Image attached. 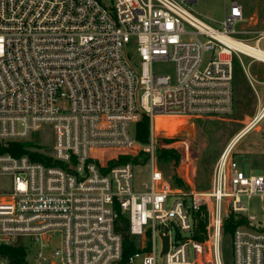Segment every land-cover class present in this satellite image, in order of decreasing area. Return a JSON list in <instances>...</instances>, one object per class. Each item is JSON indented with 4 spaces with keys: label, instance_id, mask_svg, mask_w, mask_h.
<instances>
[{
    "label": "built area",
    "instance_id": "obj_1",
    "mask_svg": "<svg viewBox=\"0 0 264 264\" xmlns=\"http://www.w3.org/2000/svg\"><path fill=\"white\" fill-rule=\"evenodd\" d=\"M196 2L0 0V181L10 180L0 184V264H157L159 255L164 264H223L231 214L246 217L232 233L234 264H264V231L247 215L254 197L264 201V170L254 174L234 156L264 119V101L220 154L208 190L177 187L158 166L156 118L230 115L234 57L264 63V29L254 44L241 37L240 2L221 27L195 14L188 4ZM166 61L174 77L155 72ZM143 115L149 181L139 186L135 164L118 161L142 148L133 128ZM43 125L55 132L49 164L8 151ZM121 217L140 241L127 259Z\"/></svg>",
    "mask_w": 264,
    "mask_h": 264
},
{
    "label": "rangeland",
    "instance_id": "obj_2",
    "mask_svg": "<svg viewBox=\"0 0 264 264\" xmlns=\"http://www.w3.org/2000/svg\"><path fill=\"white\" fill-rule=\"evenodd\" d=\"M232 0H197L196 3L188 5L200 18L206 22L221 27V22L228 13ZM245 8L246 20L240 24V29L245 33L241 34L250 44H254L258 33L264 29V0H236ZM134 45L128 46L130 49ZM264 48V42L262 43ZM131 53L134 51L132 49ZM135 56V54H134ZM158 74L170 75L174 77L176 66L171 61L160 62L154 65ZM249 75L255 80L256 89L249 83ZM233 90L234 109L228 116H210L199 119L164 117L154 120V128L161 129L155 133L157 161L160 169L166 177L175 182L177 187L187 191H206L210 188L212 175L216 162L231 141L248 124L255 112L258 110L260 102L264 101V63L252 61V59L242 56V60L234 57L233 60ZM243 92L244 104H237L239 92ZM139 98V96H138ZM236 104V105H235ZM256 110V111H255ZM150 119V118H149ZM244 121V124L239 123ZM245 125V126H244ZM138 127L134 126L133 134L137 137ZM151 135V121L149 126ZM236 133V134H235ZM235 134V135H234ZM234 135V136H233ZM233 136V137H232ZM55 142V132L52 125H43L39 132L35 133L31 140L22 143L28 154L41 156L49 159L53 151ZM140 142V141H139ZM150 142V139H149ZM140 142L142 148H138L130 154L128 159L135 164V182L139 186L143 182L149 181L148 157L144 147L149 143ZM176 156H175V155ZM236 161L249 167L254 174H260L264 170V119L236 145L234 150ZM180 171V177L175 174ZM185 174V176H184ZM176 177L179 179L176 181ZM186 177V179H185ZM0 184L8 186L9 179H4ZM174 198H170L168 205L171 206ZM247 215L254 217L253 228L264 231V201L259 197H254L247 203ZM241 221L246 222V217L231 214ZM227 217V220L231 218ZM226 220V223H227ZM202 223L206 224L204 221ZM225 223V227H226ZM135 249L139 248L140 241L134 239ZM28 243V239H24ZM221 257L223 264H234L233 261V237L232 233H225L221 242ZM157 264H164L161 256H158Z\"/></svg>",
    "mask_w": 264,
    "mask_h": 264
},
{
    "label": "trees",
    "instance_id": "obj_3",
    "mask_svg": "<svg viewBox=\"0 0 264 264\" xmlns=\"http://www.w3.org/2000/svg\"><path fill=\"white\" fill-rule=\"evenodd\" d=\"M135 126L138 127V130L136 132L137 133V137H136L137 140L140 142H143V143L149 142V139H150V132H149L150 119H149V117L147 115H143L142 119ZM8 151L13 153L14 155H20V154L28 153L25 150L24 144H15L14 146L10 147L8 149ZM29 155L35 161H41L45 164H49V160L44 159L41 156H37L34 154L33 155L29 154ZM127 161H130V159H128V157L124 156V157H121L118 162L124 163ZM178 180L179 179L176 177V181H178ZM241 221L242 220H240L234 216H231V218L227 220L226 227H225V233H233L237 226L242 225L244 223V222L241 223ZM204 226H205V224L202 223L201 229H203ZM116 229H117V232L120 233L123 237L124 259H127L131 254H133L134 252L137 251V249H135V244L133 241L134 239L128 232L129 231L128 220L124 217H121V219L119 220V222L117 224ZM14 252H15V254H18V253L20 254V251H18V250H15ZM16 261H17V263H20L19 258H17Z\"/></svg>",
    "mask_w": 264,
    "mask_h": 264
},
{
    "label": "bare ground",
    "instance_id": "obj_4",
    "mask_svg": "<svg viewBox=\"0 0 264 264\" xmlns=\"http://www.w3.org/2000/svg\"><path fill=\"white\" fill-rule=\"evenodd\" d=\"M230 44L232 45V46H242L244 49H245V51H247L248 53H250L251 55H255V56H258L259 55V53L257 52V51H255L253 48H252V46H250V45H239L238 44V41L237 40H235V39H231L230 41ZM159 118H164V117H159ZM157 129H158V125H157ZM158 130H160V129H158ZM168 130V129H167ZM251 132V131H250ZM241 136L243 135V134H240ZM239 139V137H236V141Z\"/></svg>",
    "mask_w": 264,
    "mask_h": 264
},
{
    "label": "crops",
    "instance_id": "obj_5",
    "mask_svg": "<svg viewBox=\"0 0 264 264\" xmlns=\"http://www.w3.org/2000/svg\"><path fill=\"white\" fill-rule=\"evenodd\" d=\"M237 104H239L240 106H242V104L245 105L244 100H243V92H241V91L238 93V96H237ZM235 105H236V104H235ZM255 111H256V110H255ZM255 114H256V112H255L254 114H252L253 117H254ZM239 123H241V124L243 123V124H244V121H240ZM245 125H247V124H245ZM245 125H244V126H245ZM240 130H241V128H240L236 133H238ZM236 133H235V134H236ZM235 134H234V135H235ZM234 135H233V136H234ZM233 136H232V137H233ZM237 145H238V144H237Z\"/></svg>",
    "mask_w": 264,
    "mask_h": 264
},
{
    "label": "water",
    "instance_id": "obj_6",
    "mask_svg": "<svg viewBox=\"0 0 264 264\" xmlns=\"http://www.w3.org/2000/svg\"><path fill=\"white\" fill-rule=\"evenodd\" d=\"M194 120L193 119H190V122H193ZM168 236L164 237V250H163V254L167 253L168 251ZM19 242H17L18 244Z\"/></svg>",
    "mask_w": 264,
    "mask_h": 264
}]
</instances>
